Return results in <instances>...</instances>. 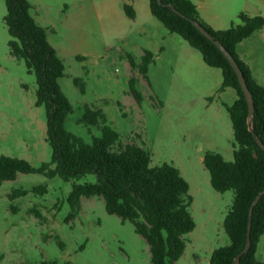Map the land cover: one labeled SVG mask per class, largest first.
<instances>
[{"label": "rangeland", "instance_id": "1", "mask_svg": "<svg viewBox=\"0 0 264 264\" xmlns=\"http://www.w3.org/2000/svg\"><path fill=\"white\" fill-rule=\"evenodd\" d=\"M28 1L32 15L47 28L48 39L65 64L59 84L74 107L66 120L67 129L92 143L100 130L77 120L84 104L95 105L105 110L108 123L120 132L123 143L136 142L150 152L152 166L174 164L190 185V210L196 222L195 229L186 235V249L176 264H210L214 250L230 243L224 220L234 191L222 193L212 187L203 158L212 150L234 160L238 147L226 107L238 96L231 87L219 91L222 70L207 65L199 51L158 21L166 32L165 39L174 36L182 48L155 54L148 79H144L130 69L125 56L134 53L126 43L136 41L133 30L127 40L118 36L111 24L69 20L66 15L75 11L68 8L71 0ZM230 1L233 12L223 22L225 28L240 22V12L248 13L246 0ZM248 1L260 6L255 15L264 16V0ZM6 14V2L0 0V156L24 158L40 167L52 158L46 140V110L35 104V74L10 53ZM237 53L264 85V27L240 42ZM133 75L142 79L138 87L143 94L141 103L129 93L128 82ZM75 77L85 78L86 93L75 85ZM87 181L94 182L95 176L86 175L79 183ZM72 184L59 176L47 178L39 173H20L15 180L2 183L0 264L54 260L61 264H152L144 238L130 221L109 214L102 198H82L79 214L67 221ZM38 185H46L48 191L33 192ZM20 188L29 192L13 199V190ZM257 257L264 262V234Z\"/></svg>", "mask_w": 264, "mask_h": 264}, {"label": "trees", "instance_id": "2", "mask_svg": "<svg viewBox=\"0 0 264 264\" xmlns=\"http://www.w3.org/2000/svg\"><path fill=\"white\" fill-rule=\"evenodd\" d=\"M5 17L10 53L23 60L29 73L36 76V106H43L47 115L46 140L52 149L50 162L35 167L28 160L8 155L0 156V187L4 181L15 180L20 173H39L47 178L56 176L73 181L67 201L70 213L67 221L77 217L82 198L99 197L105 202L106 211L117 215L122 221H130L135 231L150 247L152 264H176L187 246L186 235L196 227L190 210L193 196L190 185L180 170L164 162L152 166L150 152L136 142L123 143L121 134L108 123L105 110L95 105L84 104L83 113L77 123L100 130L92 143L69 131L66 127L68 115L74 111L73 104L63 92L59 79L65 75V64L57 49L48 39V30L40 25L31 13L28 0H5ZM152 14L172 33L183 37L199 51L205 63L222 70L223 82L219 91L228 87L237 93L232 105L226 106L230 114L237 148L234 160H227L216 151L205 152L203 163L210 172L211 185L218 192L234 191V199L227 211L224 226L230 243L214 250L210 264H235V258L246 244L249 209L256 196L264 190V85L252 74L250 65L237 53L240 42L264 27V16L238 14L239 23L215 29L204 22L197 6L191 0H149ZM175 7L181 14L175 12ZM130 18H135L132 6L124 5ZM198 21L232 54L245 76L253 96L255 113L252 119L254 133L249 130V109L238 76L221 50L202 34L191 22ZM131 67L144 79H148L155 54L145 50L137 62L132 53H126ZM83 59L82 57H78ZM82 94L87 83L83 77L74 78ZM129 93L141 103L143 94L139 90L140 78L129 79ZM86 175H94V182L79 183ZM44 194L46 185L32 188ZM29 190H13V199L26 195ZM39 216V212H36ZM264 234V194L255 205L252 216L251 240L248 252L241 256L242 264H264L257 257L258 245ZM44 264H61L51 261ZM69 264V263H63Z\"/></svg>", "mask_w": 264, "mask_h": 264}, {"label": "crops", "instance_id": "3", "mask_svg": "<svg viewBox=\"0 0 264 264\" xmlns=\"http://www.w3.org/2000/svg\"><path fill=\"white\" fill-rule=\"evenodd\" d=\"M191 1L197 6L200 17L206 23L215 29L225 28L222 24L229 14L233 12L230 0ZM70 2H72V5L69 4L68 8L70 10L75 9V11L66 15L69 20L111 24L112 29L116 30L118 36L127 40L129 33L133 30V37L136 41L132 44L127 41L126 43L128 45L127 48L133 50L134 53L132 54L135 55L137 62L140 61L145 50H150L154 54H163L169 50L177 52L182 48V42H179L174 36L168 37L167 40L165 39L167 37L166 32L163 33L161 22L152 14L149 0H71ZM126 4L134 8L135 18H130L125 12L124 5ZM259 9H261L260 6L258 8V5L254 2L245 1V10L248 13L252 15L258 14ZM123 24L124 27H122ZM180 37L183 39L182 36ZM117 55L122 56V54ZM128 64L130 66L129 61ZM139 78L140 84H142V79L141 77Z\"/></svg>", "mask_w": 264, "mask_h": 264}, {"label": "water", "instance_id": "4", "mask_svg": "<svg viewBox=\"0 0 264 264\" xmlns=\"http://www.w3.org/2000/svg\"><path fill=\"white\" fill-rule=\"evenodd\" d=\"M159 3H161V0H158ZM172 9L177 12L178 14H181L175 7H172ZM192 24L202 33L204 34L208 39L214 42V44L221 50V52L225 55V57L228 59L230 62L231 66L234 68L237 76L239 83L242 87V90L244 92L245 98L248 103V109H249V116H248V122H249V130L254 133V127L252 125V119L254 117L255 113V106H254V101H253V96L252 93L249 89V86L247 84V81L245 79V76L242 72V69L240 68L239 64L237 63L236 59L232 56V54L224 47V45L219 41L216 40L207 30L206 28L201 25L198 21L196 20H191ZM256 140L258 144L264 148L263 142L260 140V138L256 137ZM264 194V190L260 192L256 198L254 199L252 205L250 206L249 209V220H248V230H247V238H246V244L243 250L238 254V256L235 258V264H242L241 263V256L248 252V250L251 247L252 240H251V229H252V216H253V211L255 205L259 202L261 196Z\"/></svg>", "mask_w": 264, "mask_h": 264}]
</instances>
